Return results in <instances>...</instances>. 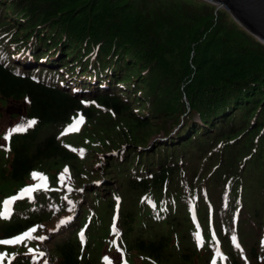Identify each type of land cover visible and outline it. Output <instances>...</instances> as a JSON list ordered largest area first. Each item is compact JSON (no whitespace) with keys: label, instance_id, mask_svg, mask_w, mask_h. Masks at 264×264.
<instances>
[{"label":"trees","instance_id":"trees-1","mask_svg":"<svg viewBox=\"0 0 264 264\" xmlns=\"http://www.w3.org/2000/svg\"><path fill=\"white\" fill-rule=\"evenodd\" d=\"M9 101L0 264H264V44L225 9L0 0Z\"/></svg>","mask_w":264,"mask_h":264},{"label":"water","instance_id":"water-1","mask_svg":"<svg viewBox=\"0 0 264 264\" xmlns=\"http://www.w3.org/2000/svg\"><path fill=\"white\" fill-rule=\"evenodd\" d=\"M225 9L247 32L264 44V0H204ZM10 114L23 118L26 105L12 106ZM23 113V114H22Z\"/></svg>","mask_w":264,"mask_h":264},{"label":"rangeland","instance_id":"rangeland-1","mask_svg":"<svg viewBox=\"0 0 264 264\" xmlns=\"http://www.w3.org/2000/svg\"><path fill=\"white\" fill-rule=\"evenodd\" d=\"M24 104H25V101L24 102L9 101L7 103H0V113H1V117H0V143L1 144L5 143V140L1 137L2 132H7L11 127H13L19 123H24V121H25V119H22L21 116H18L15 114H10L8 109L12 106L24 105ZM25 126H26V124H25ZM157 138L158 137H156L155 139H157ZM108 258H109V264H118V261L121 260V258L117 255H111Z\"/></svg>","mask_w":264,"mask_h":264},{"label":"snow or ice","instance_id":"snow-or-ice-1","mask_svg":"<svg viewBox=\"0 0 264 264\" xmlns=\"http://www.w3.org/2000/svg\"><path fill=\"white\" fill-rule=\"evenodd\" d=\"M82 103H87V101H82ZM33 123H34L33 120L27 121V125H31ZM75 123H79V120L74 121L73 126H75ZM24 128H25V124L24 123L16 124L15 126L11 127L7 132H5V134L3 136V139L5 141H7L9 139V136L12 133L21 132V131L24 130ZM4 147H5V150H7L6 145ZM31 175L33 176V178H36V176L38 174L36 172H32ZM34 187H35L34 185H29V186H26L24 189H21V191L30 192L31 190H33ZM9 199H13V198H9ZM8 203H9L8 200L4 201L5 205H7ZM0 215H2V214H0ZM32 231H33V229H29L28 231L22 232V233H20L17 236L11 237L10 239L0 240V244L16 243V242H19V241H21V240H23L25 238L32 239V236L30 235ZM36 238L41 239V240L45 239V237H43V236L36 237ZM29 251L31 252L32 249L29 248ZM0 255H3V253H0ZM41 255H43V253H41Z\"/></svg>","mask_w":264,"mask_h":264}]
</instances>
